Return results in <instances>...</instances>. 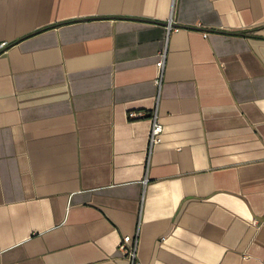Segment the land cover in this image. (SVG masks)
I'll use <instances>...</instances> for the list:
<instances>
[{"label": "crops", "instance_id": "0c3cea01", "mask_svg": "<svg viewBox=\"0 0 264 264\" xmlns=\"http://www.w3.org/2000/svg\"><path fill=\"white\" fill-rule=\"evenodd\" d=\"M124 235L264 264V0H0V264H129Z\"/></svg>", "mask_w": 264, "mask_h": 264}, {"label": "built area", "instance_id": "2783aa9c", "mask_svg": "<svg viewBox=\"0 0 264 264\" xmlns=\"http://www.w3.org/2000/svg\"><path fill=\"white\" fill-rule=\"evenodd\" d=\"M180 28L175 26L172 22V20H169L166 24V33L167 35L171 32H177ZM206 34L204 33V36ZM165 58H166V51L162 50L156 60V67L158 69V77L156 78L155 82L158 85V87L161 85L162 82V73L164 70V65H165ZM139 114L130 111L128 112L129 117H137ZM157 112L154 110L153 114L151 115V127L149 131V138H148V146L149 149H151L154 145L158 144L160 142V136L162 133V125L158 121L157 118ZM118 249L123 253V255L128 259L129 264H142L138 258H137V247H136V239L132 236L129 235H124L122 236L119 244H118Z\"/></svg>", "mask_w": 264, "mask_h": 264}]
</instances>
